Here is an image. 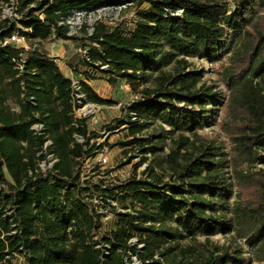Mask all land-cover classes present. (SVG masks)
Here are the masks:
<instances>
[{
	"label": "trees",
	"instance_id": "16d2710c",
	"mask_svg": "<svg viewBox=\"0 0 264 264\" xmlns=\"http://www.w3.org/2000/svg\"><path fill=\"white\" fill-rule=\"evenodd\" d=\"M229 1L232 7L223 0H17V12L23 15L20 21L30 28V37L53 35L73 41L80 38L60 23L70 12L120 3L147 4L137 11L138 19L129 32L96 22L86 37L89 43L80 45L85 53H75L67 65L87 81L105 76L114 85L117 78L125 79L135 93L147 82L148 72H157L158 86L142 89L143 101L131 110L139 118H160L170 127L166 133L195 134L203 121L201 112L212 104L223 113L220 125L232 143L227 159L232 171L230 178L224 176L226 158H216L219 153L208 146L176 171L179 184L163 183L151 163V180L134 176L112 187L83 185L74 166L80 158L94 156L101 145L90 143L98 134L88 133L85 120L70 114L72 79L52 57L35 48L0 46L2 75L19 90L20 98L24 84L25 94L35 99L31 104L21 98L22 110L14 113L4 107L0 91V264H11L15 255L22 264H131L127 255L131 230L145 236L140 239L145 252L142 264H245L241 247L215 246V252L209 253L188 247L189 255L179 249L182 239L218 233L235 240L250 237L251 260H264V0ZM15 29L22 32L8 20L0 23L2 35ZM227 42L235 48L219 73L226 96L197 90V72L173 75L163 69L173 61L187 65L186 56H215ZM20 53L24 55L22 72L12 60ZM179 55L183 57L175 60ZM167 83L177 90H167ZM80 84L88 101L115 102L100 97L86 81ZM159 94L169 102L150 99ZM174 98L199 104L202 111H180L171 101ZM36 121L44 124L57 158L45 172L38 165L45 157L43 136L31 129ZM141 129L139 123L129 127L131 134ZM74 135L86 142H78ZM164 136L163 132L160 139ZM189 141L182 137L183 145ZM135 142L143 152L163 149L153 137L135 138ZM168 156L174 162L175 151ZM256 163L261 166L255 167ZM92 191L136 203L133 214H124L128 227L97 237L100 213L86 200ZM138 249L129 248L132 254Z\"/></svg>",
	"mask_w": 264,
	"mask_h": 264
},
{
	"label": "rangeland",
	"instance_id": "374dc122",
	"mask_svg": "<svg viewBox=\"0 0 264 264\" xmlns=\"http://www.w3.org/2000/svg\"><path fill=\"white\" fill-rule=\"evenodd\" d=\"M223 1H227L232 7L229 0ZM17 6L18 5H16V7ZM147 7V4L138 6L136 3H120L115 6L103 7L99 10L72 11L71 17L68 19L69 22H65V24L69 25L70 34L80 38L78 41H63V39L56 38L53 35L47 39L30 37L29 32L24 30L25 27L20 21L23 15L17 12V8L11 5L10 0H0V23L8 20L11 26L15 25L16 27L23 28H20L22 32L19 34L21 37H24V42H20L19 45L24 43L27 47L35 48L49 57L56 58V51L53 49L54 47H58L59 43H61L66 47L65 59L71 60L72 55H75V53H81L82 55L85 53V50L80 47V45L81 43H89L86 37L91 34L92 27L96 22L103 23L109 29L129 32L134 28L135 22L138 19L137 11ZM10 11H12V13H10ZM8 15H10V17ZM4 16L6 17L4 18ZM234 48V46L227 42V46L215 56H186L187 65H177L176 62L173 61L163 69L165 72L173 75H177L178 73L197 72L199 73L195 86L197 90L202 93L210 92L214 95L226 96L228 91L219 73L229 63V57ZM182 57V55H179L175 60ZM77 64L82 67L79 63ZM104 68H106V66H104ZM95 73L99 76L98 72ZM157 75V72H148L147 82H142L138 86L139 92L136 93L131 91L125 79L117 78L116 84L114 85H109L105 80V76L94 79V91L100 97L111 99L115 102L110 105L99 104L101 110L98 114L93 115V117L87 116L83 118L85 120L87 132L98 134L97 137H94L96 138L95 141L101 145L97 151H102L104 148L109 150L107 156L108 160L105 165H97L89 170L88 167L91 161L87 162L79 159L75 164L74 170L78 174V171L85 172L83 177L79 176V181L83 183V185L91 183V185L98 184L101 187H112L126 183L134 176L151 180L152 177H150L149 170L151 163L154 164V171L162 177L163 183L179 184L182 181L177 178L176 171L181 169V165L187 166L208 146L215 147L216 152L219 153L216 158H226V162L223 163L224 176L231 177L232 169L227 159L231 158L232 143L220 125L223 113L217 110L212 104L205 106L206 112H204V110L201 112L203 121L202 124L195 129V134L189 131L166 133L170 127L163 123L160 118L154 116L140 118L137 123L141 125L142 129L135 134L130 133L129 127L122 126L124 120L128 118V113L132 105L143 101L144 94L141 92L142 89H154L158 86ZM9 81V78L2 75V71L0 70V91L4 98V107L9 111L19 113L22 110V100L19 96V90L12 87ZM177 88V86H173L169 83L166 84L167 90L176 91ZM152 98L158 101L169 102V99L161 94H159L158 97H150V99ZM86 101L87 100H85L84 103ZM171 101L179 107L180 111L185 108L195 112L202 111L200 110L202 108L199 104L190 105L186 102L178 101L176 98ZM106 132L108 133L105 135L104 133ZM163 132L165 136L160 139V135H162ZM152 137L154 138V143H157V146H163L162 150H156L154 153L150 150L143 152L142 146H139V144L135 142V138L149 139ZM182 137H189V143L183 145ZM146 147H149V144H146ZM171 151H175L174 162H172L171 158L168 156ZM154 157L158 159V163L153 162L155 159ZM44 166L47 167L48 164ZM254 166L260 167L261 164L256 163ZM7 177L9 176L7 175ZM97 194L100 193L97 192ZM99 197L102 211H100V217H98L100 228L98 229L97 237H100L104 232H114L118 231L121 227H128L124 214H133L137 204L132 203L130 200L122 202L111 198H105L102 195ZM233 199L234 198H232V201ZM86 200L89 201L88 197ZM97 210L99 211V206H97ZM140 239H145V236L141 235L139 231H130V237L127 238V255L130 256L131 264H142V259L145 257V252L142 250L144 244ZM249 242L250 237L235 240L220 233L210 238L198 234L194 238L182 239L179 249L183 254L189 255L190 252H188V247L196 252L209 253L215 252V246L232 245L233 247H241L243 256L246 259L245 264H264V260H251ZM133 246L139 248L136 254H132V251L129 250V248H133ZM155 257L158 258L157 255ZM11 264H22V258L15 255Z\"/></svg>",
	"mask_w": 264,
	"mask_h": 264
},
{
	"label": "built area",
	"instance_id": "2783aa9c",
	"mask_svg": "<svg viewBox=\"0 0 264 264\" xmlns=\"http://www.w3.org/2000/svg\"><path fill=\"white\" fill-rule=\"evenodd\" d=\"M11 1V5L14 8H17L16 5L17 0H10ZM107 7V6H104ZM103 7H100L98 9L95 10H99ZM8 12V11H7ZM10 13H12V11H10ZM10 17V15H8ZM40 17H42V14H39ZM6 16H4L5 18ZM69 17H71V12L70 14H68V16L61 21L60 23H65V22H69L68 19ZM69 26V25H68ZM18 28H22V27H18ZM23 29V28H22ZM24 30L30 31V28H25ZM70 30V29H69ZM19 30L15 29L13 31H11L9 34H5L2 35L0 32V46H5V45H11V46H15V47H23L25 49H28L29 47H27L24 43L22 45H19L20 42H24V37H21L19 34ZM23 38V39H22ZM12 60L15 62V68L18 69L19 72H22L24 70V55L23 53L19 54V58L13 57ZM22 92H21V98H24L28 103L31 104H35V99L31 96H27L25 94V87L24 84H22L21 86ZM72 90H73V95H74V99H73V109L70 112V114L73 115V117L76 119H80V118H86L87 116H91L93 117V115L98 114L101 110V106L97 103L91 102L86 99L85 94L82 92L81 90V84L80 81L76 80V79H72ZM87 100L85 103L84 101ZM38 115H36L37 117ZM140 118L138 116V114L133 111L130 110L128 113V118H126L122 124V126H127L130 127L134 124H136L137 122H139ZM75 123V122H74ZM31 129L33 130V133L39 136H43V147H42V151L45 154L44 159H42L41 161H39L38 165H39V169L41 172H45L46 170L50 169L53 165L54 162L57 161L56 156L54 155V153L52 152V140L49 138L48 134L46 133L45 130V126L42 122L40 121H36L32 124ZM108 132L104 133L105 135ZM75 139L78 142H83L84 138L79 136V135H74ZM96 138L92 137L90 139L91 143H96L99 144L97 141H95ZM108 149L104 148L102 151H96V153L94 154V156L92 157H83L80 158L81 160H85V161H91L88 169L90 170L91 168L95 167V166H99V165H105L107 163V156H108ZM48 164L47 167H45L44 165ZM79 172V176L83 177V174L85 173L84 171H78ZM139 178V177H137ZM97 194V192H90L89 194V202L90 204L93 206V208H95L96 212L100 213V211H102L101 209V205L100 202L101 200L99 199L100 195ZM97 206H99V211L97 210Z\"/></svg>",
	"mask_w": 264,
	"mask_h": 264
},
{
	"label": "crops",
	"instance_id": "0c3cea01",
	"mask_svg": "<svg viewBox=\"0 0 264 264\" xmlns=\"http://www.w3.org/2000/svg\"><path fill=\"white\" fill-rule=\"evenodd\" d=\"M55 46H56V44H55ZM53 50L56 51V54H55L56 58H53V60L57 63L58 67L60 68V70L62 71V73L66 77H69L70 79H76L78 81H86V83L93 88L94 80L87 81L85 79V77L81 73L73 71L67 65V63H66L67 60L65 59L66 47L63 44L59 43V46L58 47H54Z\"/></svg>",
	"mask_w": 264,
	"mask_h": 264
}]
</instances>
